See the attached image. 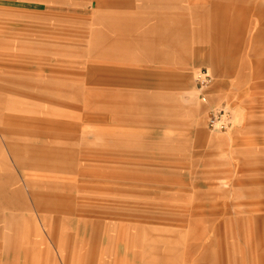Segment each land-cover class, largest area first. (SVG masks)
Wrapping results in <instances>:
<instances>
[{
	"label": "rangeland",
	"instance_id": "obj_1",
	"mask_svg": "<svg viewBox=\"0 0 264 264\" xmlns=\"http://www.w3.org/2000/svg\"><path fill=\"white\" fill-rule=\"evenodd\" d=\"M254 8L0 0V264H264Z\"/></svg>",
	"mask_w": 264,
	"mask_h": 264
},
{
	"label": "built area",
	"instance_id": "obj_2",
	"mask_svg": "<svg viewBox=\"0 0 264 264\" xmlns=\"http://www.w3.org/2000/svg\"><path fill=\"white\" fill-rule=\"evenodd\" d=\"M196 91L198 98L203 103L209 102V87L212 84V77L208 71L201 70L196 77ZM229 109L212 108L208 117V128L211 130L226 129L231 125Z\"/></svg>",
	"mask_w": 264,
	"mask_h": 264
},
{
	"label": "crops",
	"instance_id": "obj_3",
	"mask_svg": "<svg viewBox=\"0 0 264 264\" xmlns=\"http://www.w3.org/2000/svg\"><path fill=\"white\" fill-rule=\"evenodd\" d=\"M258 1H261V0H258ZM257 3H258V2H256L255 0H252V4H253V6L256 7V8H254V9H256L257 13L260 14V16L264 17V2H262V4H260V5H261L260 7H258V6L256 5ZM214 31L216 32V35L220 34L219 36H221L222 33H223V32H220L219 27H215ZM210 57H211V55H210ZM211 58H212V57H211Z\"/></svg>",
	"mask_w": 264,
	"mask_h": 264
}]
</instances>
